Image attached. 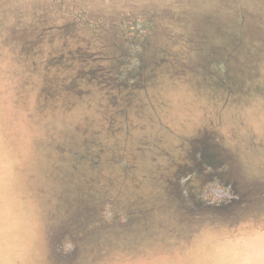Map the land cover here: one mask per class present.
Here are the masks:
<instances>
[{
	"label": "rangeland",
	"instance_id": "1",
	"mask_svg": "<svg viewBox=\"0 0 264 264\" xmlns=\"http://www.w3.org/2000/svg\"><path fill=\"white\" fill-rule=\"evenodd\" d=\"M192 1L0 0V10L25 3L51 23L62 17L78 28L124 23L143 31L128 35L143 42L137 83L119 78L134 71L117 69L120 52L86 55L98 96L128 92L123 98L141 108L132 124L143 129L122 146L123 158L111 151L100 168L28 175L43 210L32 264H264V116L240 110L212 118L210 103L192 98V66L170 67L174 59L167 58L168 81L153 82L156 68L166 67L155 56L169 46H182L192 61V21L209 0ZM89 68L72 67L82 76L93 75ZM213 182L221 198L213 199Z\"/></svg>",
	"mask_w": 264,
	"mask_h": 264
},
{
	"label": "trees",
	"instance_id": "2",
	"mask_svg": "<svg viewBox=\"0 0 264 264\" xmlns=\"http://www.w3.org/2000/svg\"><path fill=\"white\" fill-rule=\"evenodd\" d=\"M5 4L0 10V264H32L40 257L43 210L34 204L28 175L45 179L63 168L70 175L82 166L100 168L111 151L123 158L122 146L143 129L132 124L141 108L123 98L128 92L105 90L98 96L86 56L120 52L112 58L117 69L134 71L119 78L137 83L142 70L135 68L141 64L136 54L143 42L128 35L140 37L143 31L139 24L124 23L80 24L79 29L62 17L54 23L37 18L25 3L20 8ZM198 11L199 21H192V61L182 46L180 51L169 46L166 56H155L166 67L156 68L153 82L166 80L172 70L168 60L174 59L177 64L170 67L192 66V98L210 103L212 118L240 110L264 116V0H209ZM73 66H90L93 75L82 76ZM146 93L139 98L149 99ZM218 194L213 182V199L221 198Z\"/></svg>",
	"mask_w": 264,
	"mask_h": 264
}]
</instances>
